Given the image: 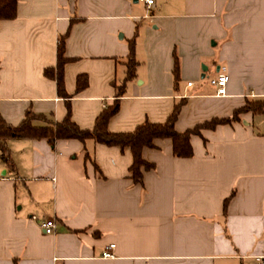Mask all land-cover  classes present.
Instances as JSON below:
<instances>
[{
  "label": "crops",
  "instance_id": "obj_1",
  "mask_svg": "<svg viewBox=\"0 0 264 264\" xmlns=\"http://www.w3.org/2000/svg\"><path fill=\"white\" fill-rule=\"evenodd\" d=\"M63 37L69 99L45 75L58 65ZM135 37L136 77L112 133L164 124L182 101L178 132L264 100V0H155L151 10L139 0H20L16 18L0 21L3 119L19 126L31 112L63 122L70 107L72 120L92 130L117 100ZM221 67L225 97L209 83ZM80 76L88 84L78 92ZM154 144L143 150L154 169L140 185L130 148L9 140L14 168L0 158V264H258L264 113L192 136L191 158L176 157L171 139ZM46 220L55 221L54 235L43 232ZM111 245L113 258H104Z\"/></svg>",
  "mask_w": 264,
  "mask_h": 264
},
{
  "label": "trees",
  "instance_id": "obj_2",
  "mask_svg": "<svg viewBox=\"0 0 264 264\" xmlns=\"http://www.w3.org/2000/svg\"><path fill=\"white\" fill-rule=\"evenodd\" d=\"M20 0H0V21L13 20L17 16V6ZM130 55L127 63V73L124 83L117 88V100L105 108L98 116L95 126L92 130L81 129L71 116V109L68 108L67 117L63 122H52L42 115H36L31 112L26 114L24 121L19 126L9 125L0 113V151L1 160L10 168H14V162L11 157L7 142L11 139L29 138L36 140L46 139L54 146L57 140H78L86 143L89 140L97 144L108 147H119L121 149L130 148L133 154V165L130 168L132 179L136 184L143 185L144 172L154 169V165L143 159V150L145 148H154L155 141L159 139H171L174 146V154L178 158H191L194 156L193 146L191 144L192 136H201L204 129H215L219 125L232 124L239 120V115L246 112L254 114L264 113V100L249 101L244 108L235 112L231 118L216 119L212 122L197 126L195 129L185 132H178L175 124L181 113L184 101L176 105L173 113L166 123L157 124L146 122L137 127L134 132L130 133H112L109 131L110 120L120 110V98L124 96L127 82L135 79L138 63L135 59L136 37L130 41ZM68 62L65 57V37L61 38L58 47V65L54 69L45 70V75L57 81L58 92L64 98L69 99L70 96L65 92L64 67ZM179 64L176 61L174 70L175 81H179ZM88 80L86 76L78 78V92L87 87ZM36 122L46 123V126L36 125ZM90 158L89 154H86ZM235 193L232 194V197ZM231 198L227 199L224 204V211Z\"/></svg>",
  "mask_w": 264,
  "mask_h": 264
},
{
  "label": "built area",
  "instance_id": "obj_3",
  "mask_svg": "<svg viewBox=\"0 0 264 264\" xmlns=\"http://www.w3.org/2000/svg\"><path fill=\"white\" fill-rule=\"evenodd\" d=\"M144 3L148 10H151L155 5V0H139ZM227 82H228V72L227 69L221 67L217 74L210 78L209 83L211 87L215 90V95L217 97L227 96ZM189 86H193V83H189ZM41 228L46 235H54L56 233V223L54 220H46L41 223ZM114 245L109 246L108 250L104 253V258H113L112 253L109 251L113 249ZM264 251V249H263ZM258 264H264V254L256 256Z\"/></svg>",
  "mask_w": 264,
  "mask_h": 264
},
{
  "label": "water",
  "instance_id": "obj_4",
  "mask_svg": "<svg viewBox=\"0 0 264 264\" xmlns=\"http://www.w3.org/2000/svg\"><path fill=\"white\" fill-rule=\"evenodd\" d=\"M136 1H138V0H136Z\"/></svg>",
  "mask_w": 264,
  "mask_h": 264
}]
</instances>
